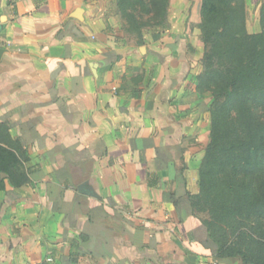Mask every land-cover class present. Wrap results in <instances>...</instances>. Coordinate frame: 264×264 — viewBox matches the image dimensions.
<instances>
[{"label":"crops","instance_id":"crops-1","mask_svg":"<svg viewBox=\"0 0 264 264\" xmlns=\"http://www.w3.org/2000/svg\"><path fill=\"white\" fill-rule=\"evenodd\" d=\"M120 18L116 0H0V124L27 151L24 182L3 174L0 264L217 259L191 207L214 100L200 28L133 39Z\"/></svg>","mask_w":264,"mask_h":264},{"label":"trees","instance_id":"trees-1","mask_svg":"<svg viewBox=\"0 0 264 264\" xmlns=\"http://www.w3.org/2000/svg\"><path fill=\"white\" fill-rule=\"evenodd\" d=\"M169 3L117 0V7L137 28L138 8L162 24ZM246 6L247 0H202L205 69L196 87L212 92L214 100L198 197L210 215L204 224L217 257L264 264V3L257 33L247 28ZM26 160L27 151L12 139L7 125L0 124V189L4 173L24 182ZM200 203L191 204L194 214Z\"/></svg>","mask_w":264,"mask_h":264},{"label":"rangeland","instance_id":"rangeland-1","mask_svg":"<svg viewBox=\"0 0 264 264\" xmlns=\"http://www.w3.org/2000/svg\"><path fill=\"white\" fill-rule=\"evenodd\" d=\"M117 2V0H116ZM200 2L202 0H170L169 3V9H168V15L165 19V22L160 24L158 19H155L152 15L143 13L141 11V8H138V10L135 12L138 20H139V26L136 28V26L130 25L127 20L121 15L120 11H117L120 14L119 19V25H122V27H125L126 30L129 31L130 38L136 39L141 38L142 33L144 31H157V30H166L169 27H199L200 28V22H201V11H200ZM256 27H250L251 31H254ZM258 29V27H257ZM200 33L194 34V30L192 33V36H195L196 41H198V45L200 46L199 54L197 57H199V64L201 65L202 72L204 71V54L206 51V44L202 39V32L201 29H199ZM193 38V40H195ZM201 72V73H202ZM22 171V170H21ZM200 188V187H199ZM200 193L201 190L192 195L191 197V204H197L201 202L200 206L196 207L195 214L200 219L201 225L204 229V231L207 230L206 225L204 224V221L206 219L210 218V215L207 211L202 210L204 208V205L200 199ZM207 232V231H206ZM212 264H244L243 261L239 257L235 258H219L212 262Z\"/></svg>","mask_w":264,"mask_h":264},{"label":"water","instance_id":"water-1","mask_svg":"<svg viewBox=\"0 0 264 264\" xmlns=\"http://www.w3.org/2000/svg\"><path fill=\"white\" fill-rule=\"evenodd\" d=\"M4 52H5V49L0 47V61H1L2 57H3Z\"/></svg>","mask_w":264,"mask_h":264}]
</instances>
